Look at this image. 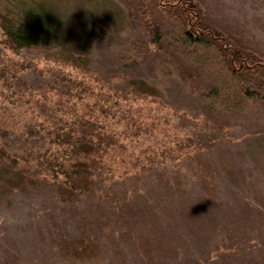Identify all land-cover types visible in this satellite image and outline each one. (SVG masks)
Masks as SVG:
<instances>
[{"label":"rangeland","instance_id":"rangeland-1","mask_svg":"<svg viewBox=\"0 0 264 264\" xmlns=\"http://www.w3.org/2000/svg\"><path fill=\"white\" fill-rule=\"evenodd\" d=\"M7 1L0 0V15ZM45 1L65 21L86 67L106 76L121 65L126 34L148 38L122 0ZM200 1L211 22L264 56V0ZM150 46L146 77L164 106L153 104L160 119L138 138L158 150L184 137L190 145L164 165L117 179L95 166L90 189L68 198L47 179L0 184V264H264V102L235 109L212 103L177 39L167 32ZM30 68L24 72L38 81ZM92 237L99 250L87 256L80 244Z\"/></svg>","mask_w":264,"mask_h":264},{"label":"trees","instance_id":"trees-1","mask_svg":"<svg viewBox=\"0 0 264 264\" xmlns=\"http://www.w3.org/2000/svg\"><path fill=\"white\" fill-rule=\"evenodd\" d=\"M122 1L148 38L122 36L121 65L108 76L86 67L82 49L48 2L7 1L0 15V165L7 174L0 175V184L24 187L47 179L68 198L90 189L95 166L117 179L178 157L173 153L190 145L185 137L160 150L138 138L160 119L153 104L164 106L146 68L151 41L159 45L167 32L203 74L212 103L235 109L264 102V56L211 22L200 0ZM29 67L41 75L38 81L24 72ZM80 245L93 256L100 242L92 237Z\"/></svg>","mask_w":264,"mask_h":264}]
</instances>
